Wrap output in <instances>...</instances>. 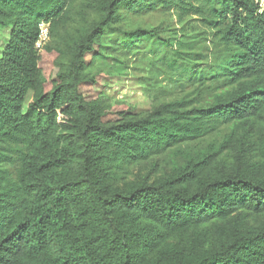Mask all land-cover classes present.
I'll list each match as a JSON object with an SVG mask.
<instances>
[{
  "label": "trees",
  "instance_id": "16d2710c",
  "mask_svg": "<svg viewBox=\"0 0 264 264\" xmlns=\"http://www.w3.org/2000/svg\"><path fill=\"white\" fill-rule=\"evenodd\" d=\"M200 1L185 14H209L223 62L188 78L194 99L140 117L109 111L94 70L118 11L149 0H0V264H264V145L258 162L237 158L229 170L201 152L156 182H126L131 166L223 126L227 143L264 123V9ZM147 36L157 38H120L138 50ZM43 54H55L48 78Z\"/></svg>",
  "mask_w": 264,
  "mask_h": 264
},
{
  "label": "rangeland",
  "instance_id": "374dc122",
  "mask_svg": "<svg viewBox=\"0 0 264 264\" xmlns=\"http://www.w3.org/2000/svg\"><path fill=\"white\" fill-rule=\"evenodd\" d=\"M200 3V0H149L148 6L137 9L135 13L127 12L124 7L118 11L120 19L110 27V31L118 30L120 33H104L101 38L102 56L94 70H100L95 79V90L104 85V103L110 112L133 110L134 114L145 117L159 106L187 95L188 99L195 98L198 85L192 84L194 81L188 78L196 72L197 76L202 72L210 77L214 70H218L225 55L216 29L206 22L209 14H185L189 4L197 7ZM139 30L154 34L159 39L147 36L136 45L138 50L123 43L126 41L120 38L122 33ZM182 43L185 49L181 47ZM175 52L182 53L178 54L182 61L191 60L193 63L182 64L173 54ZM160 58L163 59L159 64ZM54 59L55 54H43L41 70L46 78L53 72ZM192 64H197L196 69L191 67ZM82 91L89 98L96 97L93 88L83 87ZM31 97L29 93L27 102ZM206 100L207 97L203 99ZM229 133L228 127L223 126L199 141L180 145L178 149L182 154L169 151L164 156L133 165L128 169L126 182L145 181L151 184L169 175L175 165L182 166L186 156H196L201 152L212 154L215 171L229 170L237 158L247 163L258 162L259 149L264 145V123L247 135H236L223 143ZM262 221L263 218L255 217L247 220L246 224L255 226Z\"/></svg>",
  "mask_w": 264,
  "mask_h": 264
},
{
  "label": "built area",
  "instance_id": "2783aa9c",
  "mask_svg": "<svg viewBox=\"0 0 264 264\" xmlns=\"http://www.w3.org/2000/svg\"><path fill=\"white\" fill-rule=\"evenodd\" d=\"M253 1L257 3L261 9H264V0H253ZM47 36H48L47 25L41 23L39 25V40L36 44L37 48H40L41 45L47 40Z\"/></svg>",
  "mask_w": 264,
  "mask_h": 264
}]
</instances>
